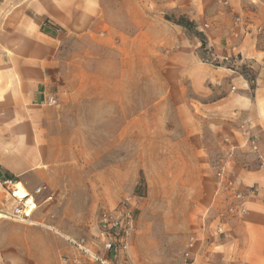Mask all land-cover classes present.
<instances>
[{"label": "rangeland", "instance_id": "rangeland-1", "mask_svg": "<svg viewBox=\"0 0 264 264\" xmlns=\"http://www.w3.org/2000/svg\"><path fill=\"white\" fill-rule=\"evenodd\" d=\"M262 1L102 0L97 23L61 35L52 90L57 104L37 111L43 120L31 124L37 168L15 180L37 209L26 222L11 219L25 202L12 196L14 185L0 184V264H95L70 240H84L103 256L99 216L125 202L135 209L130 264H191L211 247L217 256H235L227 251L238 243L229 230L246 224L248 212L235 211L237 202L219 190L216 174L226 168L247 206L258 190L245 188L243 179L247 170L262 169L263 160L241 135L244 127L253 135L249 119L230 117L229 101L214 104L220 95L210 91L230 77L220 84L206 79L209 89L197 94L186 67L188 57L199 56L203 80L228 66L254 92L257 61L218 59L206 34L219 11L238 8L225 26L240 24ZM43 237L55 251L40 247Z\"/></svg>", "mask_w": 264, "mask_h": 264}, {"label": "crops", "instance_id": "crops-1", "mask_svg": "<svg viewBox=\"0 0 264 264\" xmlns=\"http://www.w3.org/2000/svg\"><path fill=\"white\" fill-rule=\"evenodd\" d=\"M101 4L102 0H0V184L15 185V180L37 168L38 144L31 124L43 120L35 114L44 111L48 98L54 97L52 90L60 74L57 56L61 35L91 28L101 18ZM237 9L227 7L216 13L215 25L206 36L218 59L241 55L243 60L257 61L255 91L250 90L243 77H235L238 74L228 66L209 70L206 78L198 80V74L205 70L199 56L188 57L186 68L192 91L197 94L209 89L206 79L220 84L230 77L222 88L210 92L220 95L214 104L229 101V116H246L253 135L260 137L258 154L263 167L247 170L243 179L245 188L256 187L258 195L247 205V223L229 230V240L238 243L227 251H233L235 256H217L215 247H211L206 249L207 254H197L191 264H264V34L256 35L257 27L264 29V0L247 13L249 20L241 18L240 24L225 26L232 16L238 15ZM192 19L199 24L202 16ZM46 21L51 24L48 30L44 29ZM201 45L198 41L196 48ZM232 86H236L237 93L231 92ZM38 243L47 252L55 251L54 247L49 248L45 237Z\"/></svg>", "mask_w": 264, "mask_h": 264}, {"label": "built area", "instance_id": "built-area-1", "mask_svg": "<svg viewBox=\"0 0 264 264\" xmlns=\"http://www.w3.org/2000/svg\"><path fill=\"white\" fill-rule=\"evenodd\" d=\"M51 24L45 22L44 29H50ZM228 61V59H226ZM57 100L54 97H49L47 105L55 106ZM246 145H248L253 151L258 152V141L250 130L244 127L241 131ZM228 141V140H227ZM217 184L219 190L222 193L229 194L237 202L235 211L239 214H247L248 209L246 206V193L236 189V183L228 175L226 168H221L216 174ZM46 191V187H40L36 193L38 195L43 194ZM33 201L34 198L32 197ZM53 196L47 198L48 201L52 200ZM28 205L24 203L21 207L14 210L10 218L18 222H26L30 217L27 210ZM135 224V209L126 202L117 210H105L101 212L99 216L100 235L104 247L105 254L99 256L93 254L86 246L84 240L74 241L70 240L72 245L76 247L83 254L88 256L95 264H130L127 259L130 257V241L134 232ZM196 244L195 238L191 239L189 244L190 248H194ZM109 255L112 260H108L106 257ZM186 257H190V253L186 254ZM74 264H81L78 260L73 261ZM68 264H71L68 262Z\"/></svg>", "mask_w": 264, "mask_h": 264}, {"label": "bare ground", "instance_id": "bare-ground-1", "mask_svg": "<svg viewBox=\"0 0 264 264\" xmlns=\"http://www.w3.org/2000/svg\"><path fill=\"white\" fill-rule=\"evenodd\" d=\"M13 197L18 198L20 201H23L28 205V216H32L34 211L37 209L36 204L34 203L32 197L25 189L24 185L21 182H18L14 185ZM0 217H5L3 213H0Z\"/></svg>", "mask_w": 264, "mask_h": 264}, {"label": "trees", "instance_id": "trees-1", "mask_svg": "<svg viewBox=\"0 0 264 264\" xmlns=\"http://www.w3.org/2000/svg\"><path fill=\"white\" fill-rule=\"evenodd\" d=\"M178 25H180V26H182V27H184V28L189 30L191 24L184 25L182 23H178ZM199 37H201V41H202V43H204V38L202 37V35H199ZM203 46H204V44H203Z\"/></svg>", "mask_w": 264, "mask_h": 264}]
</instances>
